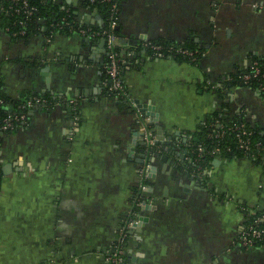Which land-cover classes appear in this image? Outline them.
Masks as SVG:
<instances>
[{"label": "crops", "instance_id": "1", "mask_svg": "<svg viewBox=\"0 0 264 264\" xmlns=\"http://www.w3.org/2000/svg\"><path fill=\"white\" fill-rule=\"evenodd\" d=\"M57 3L77 28L104 26L81 0ZM117 15L122 100L105 91L103 36L17 37L0 9L3 102L25 115L0 130V264H113L123 225L124 264H264V246L238 240L264 211V152L194 166L187 148L215 116L264 134V88L238 78L264 61V0H119Z\"/></svg>", "mask_w": 264, "mask_h": 264}, {"label": "built area", "instance_id": "2", "mask_svg": "<svg viewBox=\"0 0 264 264\" xmlns=\"http://www.w3.org/2000/svg\"><path fill=\"white\" fill-rule=\"evenodd\" d=\"M9 3L5 8L1 4L0 0V9L1 11H13V13L17 14H24L29 16L34 11L37 10L36 6L30 4L28 0H8ZM89 2L100 1V0H87ZM109 3V16L106 20V25L103 26L101 29H91L80 27L77 28L78 32L82 35L87 36H103L105 40V61H104V71L105 75L107 76L108 84L105 83L107 93L113 96L115 99H127V90L125 83L122 79V72H121V62L118 58V35L115 33V28L117 25V14H118V0H101ZM67 11V10H66ZM63 21V20H62ZM69 20L63 21V24L70 28L73 26L71 25ZM72 30V29H70ZM52 32V31H51ZM23 33V31H20ZM144 46L151 50L153 55L156 56H184L189 59L195 58V51L191 50L187 47L181 45H165L162 43L154 42V41H147L144 43ZM239 80L242 81L244 84L251 85L252 81H257V86L259 88H264V63H259L257 60H254L250 66V68L239 74ZM0 98V102H1ZM32 102L29 100L27 105H30ZM25 119V115L22 111L15 112L10 114L3 120L2 125L0 126V130H6L13 127L16 122ZM223 124L220 123V129L215 131V136H222L226 133L227 130L235 131L236 137V146L244 151L251 150V135L252 130L246 126L244 122H236L232 124L228 128H222ZM142 130L145 132V140L148 146H152L156 142L155 136H152L149 131L145 128V126H141ZM255 146L260 147L261 143L259 141L255 142ZM225 150H230V147H227ZM197 151L199 153L203 152L202 147L198 146ZM217 153L220 154L219 148H212L210 150V154ZM253 155V154H252ZM149 175V169L145 168L143 170V178ZM142 190H145V185H142ZM142 195V194H141ZM138 198V197H137ZM254 216L253 219L249 222H246L244 225L243 230L240 232L238 237L239 244L242 247H254L264 246V211L259 212H248V216ZM247 220V219H246ZM130 223V222H129ZM126 225L121 226L119 234L116 238V244L114 247V252L112 255L109 256V260L113 264H124L125 263V241L127 239V232H126Z\"/></svg>", "mask_w": 264, "mask_h": 264}, {"label": "trees", "instance_id": "3", "mask_svg": "<svg viewBox=\"0 0 264 264\" xmlns=\"http://www.w3.org/2000/svg\"><path fill=\"white\" fill-rule=\"evenodd\" d=\"M30 4H33L36 6L37 10L34 11L29 16H26L24 14H17L13 13V11H1V17L2 21L5 24L6 28L10 33L15 34L17 37H27L30 34L38 33L42 31L43 33H49L51 31L55 30H62V31H68L71 32L72 30H76L77 27L74 23L71 25L73 26L72 30L69 29L68 26L63 24L64 19L69 20L71 22L72 19V13L70 10L66 11L59 8V4L57 3V0H28ZM119 1V0H118ZM82 4L95 7L98 9V11L101 13L102 17L104 18V26L106 25V20L109 16V3L105 1H94L89 2L87 0H81ZM8 0H1V4L6 8L8 5ZM63 20V21H62ZM20 31H23V33H20ZM115 33L118 35V30L115 28ZM190 49L188 46H184ZM118 52V58L121 62L120 54H119V48H117ZM178 58H181L178 55ZM106 57L104 58L105 61ZM259 63H264V61L258 60ZM121 66V72H123V65L122 62L120 64ZM257 81H252L251 85L256 86ZM106 84H108L107 76H106ZM105 91L107 92L106 86ZM0 126L3 123V120L8 117L10 114H13L15 112H20L21 109L15 108L13 110H8L5 108L3 102V94L1 92V80H0ZM23 112V109H22ZM215 118L220 119L223 124L222 128L225 129L230 127L232 124L236 122H244L241 119H234V120H226L220 116H215L214 119L212 118L210 120L211 125L208 127H205L204 125L200 127L199 132L194 134L192 136V139L189 142L188 145V151H189V165H204L206 160L210 158V150L212 148H219L222 155L228 156V157H234V156H242L244 154L250 155L253 154L255 156L262 155L264 152V134L260 133L256 129L250 128L253 132L251 135V150L244 151L243 149H240L236 146V137H235V131L227 130L226 133L222 136H215V131L220 129L217 123H214ZM245 123V122H244ZM246 124V123H245ZM247 126V124H246ZM259 141L261 143L260 147L255 146V142ZM198 146L202 147L203 152L199 153L197 151ZM227 147H230V150H225ZM254 216L247 217L246 222H249L253 219Z\"/></svg>", "mask_w": 264, "mask_h": 264}, {"label": "water", "instance_id": "4", "mask_svg": "<svg viewBox=\"0 0 264 264\" xmlns=\"http://www.w3.org/2000/svg\"><path fill=\"white\" fill-rule=\"evenodd\" d=\"M117 28V27H116Z\"/></svg>", "mask_w": 264, "mask_h": 264}]
</instances>
